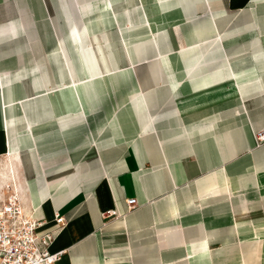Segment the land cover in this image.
I'll list each match as a JSON object with an SVG mask.
<instances>
[{"label":"crops","instance_id":"crops-1","mask_svg":"<svg viewBox=\"0 0 264 264\" xmlns=\"http://www.w3.org/2000/svg\"><path fill=\"white\" fill-rule=\"evenodd\" d=\"M262 129L264 0H0V198L57 264H264Z\"/></svg>","mask_w":264,"mask_h":264},{"label":"built area","instance_id":"built-area-1","mask_svg":"<svg viewBox=\"0 0 264 264\" xmlns=\"http://www.w3.org/2000/svg\"><path fill=\"white\" fill-rule=\"evenodd\" d=\"M255 137L264 143V129ZM128 203L134 208L136 199ZM56 223L61 228L67 220L56 214ZM55 235L56 230L40 229V222L25 211L16 193L0 198V264H57L66 250H49Z\"/></svg>","mask_w":264,"mask_h":264}]
</instances>
